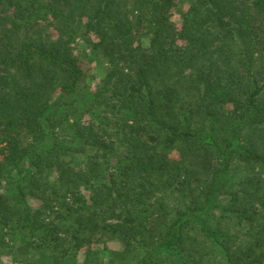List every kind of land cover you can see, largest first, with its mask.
<instances>
[{
    "label": "trees",
    "instance_id": "1",
    "mask_svg": "<svg viewBox=\"0 0 264 264\" xmlns=\"http://www.w3.org/2000/svg\"><path fill=\"white\" fill-rule=\"evenodd\" d=\"M79 20L107 88H78ZM263 139L264 0H0V219L28 264H191V228L223 264H264V177L229 188L238 164L264 166Z\"/></svg>",
    "mask_w": 264,
    "mask_h": 264
},
{
    "label": "rangeland",
    "instance_id": "2",
    "mask_svg": "<svg viewBox=\"0 0 264 264\" xmlns=\"http://www.w3.org/2000/svg\"><path fill=\"white\" fill-rule=\"evenodd\" d=\"M174 22L178 21L179 13L178 10H174L173 17ZM84 20H79L75 22L71 28V39H70V47L72 49V52L75 56H77L80 67L82 68L84 72V76L79 82L78 88H80L81 91L85 90H91L95 91L97 89L101 88H107L110 83V66L106 63L104 57L102 56V52L100 51V48L94 47V43L97 40V36L94 33H87L84 30L83 27ZM178 23V22H177ZM43 30H42V36L44 39H53L57 35V30L51 21H45L42 22ZM144 42H147V39H142ZM74 106H79L78 103L73 104ZM222 129L220 130L221 134ZM248 138V135H247ZM257 147L259 151L264 150V139L261 141H258ZM175 155V154H174ZM174 157V156H173ZM80 166V164H79ZM261 176L264 177V166L259 165H246V164H238L232 175V184L230 185V189L237 188L238 184L244 179V176ZM53 179V175H52ZM52 179V182H54ZM13 190V186L11 184V180L7 181H1L0 182V193L4 192L5 188ZM84 194H87V191L82 190ZM178 192V193H177ZM177 192L173 190H167L166 195L164 196V202L168 206L169 210H174L175 208H180L184 205V201L186 200L184 197H182V192ZM55 196V195H54ZM52 194V197L54 201L53 206H56L55 208L62 207L63 201L61 197L56 195L55 197ZM12 198L8 197V200L5 199L3 201V204L5 206L11 208L14 206L12 204ZM29 203L33 207H38L42 205V201L38 198H34L32 196L29 197ZM7 218H12L9 215ZM53 214V220L57 219V222H63V220L59 217L54 219ZM2 219H0V264H28V260H32L31 257H34V254L32 252H29V254L25 253L23 248H19V245L21 242L16 238L14 242L9 238V233H11L12 229L17 228L18 226H12L7 225V223L4 221V223H1ZM69 223L68 221L65 222V225ZM214 223H216L214 221ZM232 219H225L221 222V229L228 232H237V229L235 228L233 224ZM64 224V223H60ZM237 227V226H236ZM241 230V228L237 227ZM195 229L191 228L187 232L186 240L184 241V250L185 252H188V255H190L191 264H223L218 257V254L215 251H209L207 248L206 240L199 237L195 234ZM238 230V232L240 231ZM241 233H243V230H241ZM17 237V236H16ZM241 238L239 237L238 240ZM110 247H117V242L110 241L108 242ZM105 244L100 242H94L90 245L89 248L93 250V252L97 251L96 253H91L94 255H90L96 259L97 256L101 259H106L107 254L104 252ZM80 250H86V247L81 248ZM82 251H79L77 254V261L82 262L84 259V253ZM58 252V251H57ZM63 261V260H62ZM62 263V262H61ZM76 264V263H75Z\"/></svg>",
    "mask_w": 264,
    "mask_h": 264
}]
</instances>
